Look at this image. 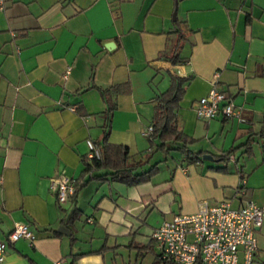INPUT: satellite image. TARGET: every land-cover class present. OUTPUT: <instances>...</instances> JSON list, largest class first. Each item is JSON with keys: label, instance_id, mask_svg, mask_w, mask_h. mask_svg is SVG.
Here are the masks:
<instances>
[{"label": "crops", "instance_id": "obj_1", "mask_svg": "<svg viewBox=\"0 0 264 264\" xmlns=\"http://www.w3.org/2000/svg\"><path fill=\"white\" fill-rule=\"evenodd\" d=\"M176 50L180 62L171 59ZM173 76L188 77L177 111L200 158L158 150L144 166L158 162L150 180L90 179L77 202L60 203L51 181L82 176L87 140L104 137L110 102L109 141L127 145L131 158L146 155L156 95ZM213 83L242 120L198 117L193 102ZM233 146V157H218ZM202 199L264 205V0H6L0 264H155L153 230L176 213L197 210ZM17 222H30L36 238L10 242ZM256 229L264 261V217Z\"/></svg>", "mask_w": 264, "mask_h": 264}, {"label": "built area", "instance_id": "obj_2", "mask_svg": "<svg viewBox=\"0 0 264 264\" xmlns=\"http://www.w3.org/2000/svg\"><path fill=\"white\" fill-rule=\"evenodd\" d=\"M6 0H0V10ZM199 118L210 119L218 114L240 117L239 108L225 91L215 83L208 92L193 102ZM153 124L145 131L151 134ZM90 157H101L93 139L87 140ZM230 157H233L230 154ZM51 187L60 203L71 199L75 191L74 179L68 176L53 178ZM264 217V205L251 199L233 207L229 199L211 203L202 199L192 212H179L163 220L152 233L158 246L157 259L161 264H264L257 257V227ZM36 238L30 222H17L8 234L12 243L20 238ZM6 242H0V262L6 258Z\"/></svg>", "mask_w": 264, "mask_h": 264}, {"label": "trees", "instance_id": "obj_3", "mask_svg": "<svg viewBox=\"0 0 264 264\" xmlns=\"http://www.w3.org/2000/svg\"><path fill=\"white\" fill-rule=\"evenodd\" d=\"M171 59L174 62L182 61L178 50L171 56ZM187 81L188 77L173 76L171 85L166 90L157 93L155 98L156 110L152 123L153 130L148 135L151 148L145 156L139 159L131 158L127 145L109 141L111 117L114 109L113 102L109 103L106 112L104 137L101 140L95 141L100 148L101 157H90L89 154L84 156L85 168L83 174L74 180L75 191L71 195L74 202H77L80 190L90 179H106L110 177L130 183H140L150 180L159 170L158 162L152 164L147 169H144V166L150 162L154 153L158 150L169 151L171 148H177L186 154V158L189 161H195L200 158V151L195 152L191 148L195 138L184 131L177 111ZM101 90L109 102L107 89L101 88ZM236 147L228 148L218 154V157L223 160L228 159L229 154ZM86 174H89L88 178L85 177ZM78 213L79 210L76 205L68 220L74 222L78 217ZM71 239H75L74 232L71 234ZM155 264H158V262H155Z\"/></svg>", "mask_w": 264, "mask_h": 264}, {"label": "water", "instance_id": "obj_4", "mask_svg": "<svg viewBox=\"0 0 264 264\" xmlns=\"http://www.w3.org/2000/svg\"><path fill=\"white\" fill-rule=\"evenodd\" d=\"M202 157L203 158H209V159H212L213 156L210 154V153H204L202 154ZM60 231H66L67 233L71 234V230L68 229L65 225H62L60 228H59Z\"/></svg>", "mask_w": 264, "mask_h": 264}, {"label": "rangeland", "instance_id": "obj_5", "mask_svg": "<svg viewBox=\"0 0 264 264\" xmlns=\"http://www.w3.org/2000/svg\"><path fill=\"white\" fill-rule=\"evenodd\" d=\"M156 250H157V252H158V246H157V243H156ZM146 253V252H145ZM146 259H145V262H148L149 261V259L152 257V255H153V251H151V250H149L146 254ZM148 260V261H147Z\"/></svg>", "mask_w": 264, "mask_h": 264}]
</instances>
